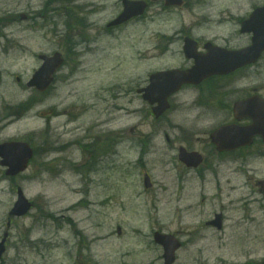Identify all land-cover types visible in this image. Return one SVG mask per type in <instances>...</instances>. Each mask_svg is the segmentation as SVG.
I'll use <instances>...</instances> for the list:
<instances>
[{
    "label": "rangeland",
    "instance_id": "374dc122",
    "mask_svg": "<svg viewBox=\"0 0 264 264\" xmlns=\"http://www.w3.org/2000/svg\"><path fill=\"white\" fill-rule=\"evenodd\" d=\"M42 1L0 0V21L28 9L35 13ZM237 3L242 6L241 0ZM219 8L212 11L215 18L221 15ZM199 13L168 15L159 28L153 21L133 22L111 36L95 34L107 22L96 21L88 31L93 44L81 55L68 53L51 90L40 96L29 92L28 115L4 131L0 122L1 141H27L36 149L31 166L15 178H7L0 166V239L17 187L35 202L27 216L13 220L0 264H162L155 231L180 232L185 241L191 239L175 264H264V154L221 167L226 173L220 167L216 173L205 171L206 178L201 171H188L178 159L179 147L189 149V139L200 149L196 138L224 116L201 111L198 91L185 89L173 99L168 115L154 122L134 92L141 77L157 69L159 59L172 66L183 62L178 43L161 57L155 29L171 33ZM57 20L56 35L40 27L42 21L0 22V36L8 37L0 38V119L6 109L15 113L28 97L16 77L27 81L32 76L40 66L36 55L61 51L68 28L64 22L70 20ZM259 81L257 75L254 82ZM41 111L53 117H42ZM106 129L110 138L102 133ZM85 138L100 148L97 165L82 170L86 157L76 141ZM68 142L60 156L56 148ZM104 144H109L106 152ZM145 170L154 182L148 193ZM221 211L225 230L206 228V220ZM198 234L205 236L200 249L194 247Z\"/></svg>",
    "mask_w": 264,
    "mask_h": 264
},
{
    "label": "flooded vegetation",
    "instance_id": "af4514ba",
    "mask_svg": "<svg viewBox=\"0 0 264 264\" xmlns=\"http://www.w3.org/2000/svg\"><path fill=\"white\" fill-rule=\"evenodd\" d=\"M128 1L144 3L146 11L143 15L135 16L127 21H153L158 28L160 27L159 22L166 20L168 15L184 10L191 12L194 9L199 10L198 18H194L193 21L189 22L184 21L179 28L174 29L171 33L168 32L170 30L160 33L159 29H155V37L159 41L157 45L159 53L167 56L169 47L172 44L178 43L179 55L183 57V62L179 63V65H171L163 70L175 68L188 69L194 65L195 60L187 58L184 54L183 48L186 38H192L196 42L195 47L197 52L205 56L207 54H209L208 56L212 55L213 51H215L213 48L216 46L230 51H238L249 47L254 37L255 24L250 25L248 30L244 28L245 20L264 4L263 0H241V7H238V0H43L41 10L36 12V15L30 12L26 21L28 23L30 21L35 23L34 20L37 17L42 18L40 27L56 35L61 22L57 21V19L61 17V7L65 3L70 7L73 15V21H71L73 25L70 26L69 30L73 39L72 42L74 41V51L80 53L85 46L91 47L93 44L94 37L90 36L88 31L97 25L96 21H107V23L102 29L99 28L95 34L109 36L112 32L109 26L110 21L118 19ZM218 4H220L219 12L222 16L220 15V17L215 18V14L212 11L216 10ZM235 6L242 13L238 12ZM110 9L114 10L113 13L110 12ZM235 9L237 11L233 13ZM225 14L229 16L223 17ZM85 35H87L86 38ZM207 64H212V61L210 60ZM153 73L154 71H150L146 73L145 77H141L142 81L135 88V92L141 98L140 100L145 107L144 109L149 112L154 121H162L168 115L173 106V99L185 89L198 91V105L201 111H208L217 116H224L217 126L210 130H203V136L196 138L201 143L200 149L193 148L191 141L186 139L190 145L189 149L187 148L188 152H198L200 155L201 165L197 170L201 171L202 177L206 178L205 171L210 173L214 171L216 173L219 167H226L238 161L244 162L248 160L249 156H254L255 153L264 154V141L261 137L254 138L253 143L250 145L235 149L227 148L225 150H219V147L214 143L212 138L213 133L222 126L228 124L244 126L251 123L250 118H243L242 121L238 122L234 114V106L237 102L246 100L254 95L264 98V52L255 64L242 66L228 74L209 76L198 85L183 86L180 92L169 97L170 109L159 119L155 117L153 107L143 99L142 93L138 91L148 86L150 76ZM257 75L261 76V81L255 83L254 78ZM244 80L247 83L240 86L239 84ZM241 88L243 92L240 91ZM239 92H241V95L234 97ZM7 120L14 122L13 110L7 111L6 109L4 111L0 119V122H4L1 127L2 131L8 126ZM102 133L106 134L104 137H107L110 130H102ZM166 137H168V134H166ZM104 146H107V144H104ZM224 229L223 227L220 229L221 231L212 230L223 232ZM183 248H185V245L182 242L181 249Z\"/></svg>",
    "mask_w": 264,
    "mask_h": 264
},
{
    "label": "water",
    "instance_id": "95a60500",
    "mask_svg": "<svg viewBox=\"0 0 264 264\" xmlns=\"http://www.w3.org/2000/svg\"><path fill=\"white\" fill-rule=\"evenodd\" d=\"M131 8H126V11L122 16H120L119 21L112 22V25H117L124 23L127 18L130 17L129 12ZM143 10V7H142ZM142 12V11H141ZM260 21V22H257ZM255 24L254 29V37H253V45L242 50L239 52H231L230 54L219 53L213 57L214 62L212 64H206L207 62L201 56H197L194 52H189V56H195L197 59L196 66L189 70V71H176L171 72L167 75L168 80L164 84H160L161 87L156 88L157 93L155 94L154 87H150L147 91L148 94L146 95L147 98L151 101H158L159 107L156 114L162 113L164 110L167 109L168 103L167 99L170 94L176 92L180 86L184 83H198L204 77L209 76L210 74L215 73H225L229 71H233L234 69L238 68L239 66L246 64L247 62H254L258 59L261 52L264 50V7L259 8L256 10L254 15H252L251 19L247 20L244 24L248 30L250 28L247 27L248 25ZM207 59V58H205ZM61 61L59 60V56L48 60L41 68L38 70L31 82V86H37L38 89L43 90L53 80V73L55 72L56 68L60 65ZM241 102L240 104L236 105V109L247 105L249 102L256 101L254 100ZM251 105V104H250ZM254 107V110L249 111V115L254 119V125L237 128L235 126L231 127H223L218 130L215 135L214 139L218 144H224L222 146H228L229 148H234L237 146H241L243 144L249 143L255 134L259 133L264 137V106H260L259 103L255 102L251 105ZM261 108V109H258ZM237 112V111H236ZM231 130L235 132H231ZM223 135V136H222ZM229 136V140L227 141H220L221 139L225 138V136ZM222 136V137H220ZM225 148V147H223ZM33 155V151L27 143L22 142H9L0 145V157L3 158L1 164L3 166H7L8 170L6 172L9 176H15L20 172L24 171L27 168L28 162ZM193 154H188L184 149H181L180 158L184 162H191L189 159ZM200 160L194 159L195 164H199ZM146 186H149V178H146ZM19 198L18 201L15 203L14 208L10 212L11 216H23L25 215L32 204L24 196L23 192L19 189ZM216 224V222H213ZM7 236V234L5 235ZM155 239L158 243H161L165 247V258L166 264H171L174 258V251L178 247V244L171 239L169 236H163L159 233L155 234ZM6 238L0 243V259L5 252L4 243Z\"/></svg>",
    "mask_w": 264,
    "mask_h": 264
},
{
    "label": "bare ground",
    "instance_id": "6f19581e",
    "mask_svg": "<svg viewBox=\"0 0 264 264\" xmlns=\"http://www.w3.org/2000/svg\"><path fill=\"white\" fill-rule=\"evenodd\" d=\"M63 153H61V155H62Z\"/></svg>",
    "mask_w": 264,
    "mask_h": 264
}]
</instances>
